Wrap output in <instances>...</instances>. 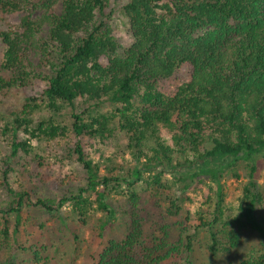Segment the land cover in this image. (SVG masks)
<instances>
[{
    "label": "trees",
    "instance_id": "trees-1",
    "mask_svg": "<svg viewBox=\"0 0 264 264\" xmlns=\"http://www.w3.org/2000/svg\"><path fill=\"white\" fill-rule=\"evenodd\" d=\"M263 164L264 0H0V264H264ZM182 168L216 184L196 212L167 193ZM242 170L234 209L221 180Z\"/></svg>",
    "mask_w": 264,
    "mask_h": 264
},
{
    "label": "rangeland",
    "instance_id": "rangeland-1",
    "mask_svg": "<svg viewBox=\"0 0 264 264\" xmlns=\"http://www.w3.org/2000/svg\"><path fill=\"white\" fill-rule=\"evenodd\" d=\"M36 7L34 8V16L35 17H41L43 12H44V6L40 3L37 2L35 3ZM58 12H60L61 10V4L58 6L57 8ZM111 16H110V22L115 23L121 32V36H120V44L122 45L123 48H128L133 44V39H132V35L128 26V22L127 19L124 18L121 14L120 11V7L118 4H113L112 10H111ZM163 137L166 139L167 143L169 145H172V141H171V136L164 132ZM104 148V147H102ZM115 149L116 147L113 148H104L103 149V155L104 158H101V155L99 154H94L93 155V159L95 162H98L101 164L102 166V170L100 171L101 174L105 173V169L103 168L104 165H107L106 159H110L111 157L114 156L115 153ZM113 163H123L124 164V170L122 172H120V175L122 177H128L130 175L131 170L134 169V167H136L137 165V161H135V159L133 158V156L129 153H127L124 157V160L122 157H115L113 158ZM216 166V165H215ZM214 166V167H215ZM213 167V168H214ZM221 167V165H219V168ZM188 169L187 168H182V169H177L174 173L172 174H166L164 179H168L172 182V186L174 188V191L169 192L167 191V193L169 194V196H171L174 200H184V196L188 195L190 198H192V201H184L183 204V208L185 210H191L192 212H196L199 207L201 206V201H203V194L204 191H207L208 187H213L214 189H216V184L213 181V178L211 177V175L208 176H201L198 180H196V183H192V181H190L189 179V174H188ZM148 174L144 175V178L147 177ZM224 177L221 180V184L225 186V193H226V200L228 203H231V205L234 207V209L237 208L238 206V199L241 196V192H242V186L248 181V177H247V171L246 170H242L241 171V179H237L235 178L233 175H223ZM204 181L206 183V185L203 187L204 190L203 191H198L197 188L199 185V183H197V181ZM259 183L261 185H264V164H263V168L260 172V176H259ZM192 183V184H191ZM73 185L75 187H79V186H83V178L81 175L77 174V181L73 183ZM142 182H140V186H142ZM191 185V186H189ZM189 187V188H186ZM67 190V193H76V189H71L69 187L65 188ZM126 187L125 185H123L122 189H120L121 191H125ZM140 190V189H139ZM61 190H56L54 192L50 193V197L53 199H56L57 202H59L63 195V192H61ZM111 191V199L112 200H122L125 201L126 199H128V192H125L122 196L121 193H116L114 190H110ZM7 200V196L5 195L4 192L0 191V203L5 202ZM148 199L146 197H144L141 200L142 203V209L143 208H147V210L150 212L149 214L152 213V206L150 204H148ZM167 206H169V203L166 204ZM72 209V204L71 203H67L63 206L62 209L59 210L58 213H56L55 215L57 216H66L67 214H69V212ZM114 221V225H115V232L116 234L119 233V231L121 230V226H123L124 224V219L121 216H118V218ZM155 222L152 221H148L146 220L143 223V227H144V231H145V236L149 237L151 236L154 232L157 233L156 228L154 226ZM86 235L87 237L90 235V230L86 231ZM159 234V233H157ZM83 259L79 258V263H82Z\"/></svg>",
    "mask_w": 264,
    "mask_h": 264
}]
</instances>
